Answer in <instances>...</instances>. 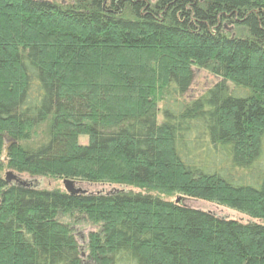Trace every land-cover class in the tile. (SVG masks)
Masks as SVG:
<instances>
[{
    "label": "trees",
    "instance_id": "1",
    "mask_svg": "<svg viewBox=\"0 0 264 264\" xmlns=\"http://www.w3.org/2000/svg\"><path fill=\"white\" fill-rule=\"evenodd\" d=\"M0 264H264V0H0Z\"/></svg>",
    "mask_w": 264,
    "mask_h": 264
},
{
    "label": "rangeland",
    "instance_id": "2",
    "mask_svg": "<svg viewBox=\"0 0 264 264\" xmlns=\"http://www.w3.org/2000/svg\"><path fill=\"white\" fill-rule=\"evenodd\" d=\"M219 82V79L215 76H213L211 73L204 69H194L193 70V82L190 87L189 92L187 93L188 97H197L210 87H212L214 84ZM79 142L81 144H85L87 142V138L85 136H81L79 139ZM10 142V144L7 146V144ZM13 140L7 139L6 141L3 140L2 144V159L6 160V154L8 152L9 146L13 143ZM7 147V148H6ZM11 172L14 175V178L10 179V182L17 183V182H23L24 184H28L30 186L35 184L37 187L47 188V189H53V188H63V180L65 179H54V178H30L25 174H17L10 170H5L1 172V175L5 178L6 173ZM30 180V182L28 181ZM9 182V183H10ZM75 187L80 188L82 192L84 193H90V192H97V191H108L110 189L118 188L120 186H109V185H103V184H88L81 181H76ZM173 200H175L173 198ZM182 204L186 206H190L197 209H202L205 211H209L219 217L227 218V219H235L242 222L247 221H256L254 219H251L245 214H242L240 212H237L235 210H232L230 208L220 206L211 202H206L202 200H195L192 198H183L181 201ZM64 221H67L64 219ZM70 221V220H69ZM76 238L79 241L80 244L85 242L87 233L93 230V228L84 221L78 220L77 223L74 225Z\"/></svg>",
    "mask_w": 264,
    "mask_h": 264
},
{
    "label": "water",
    "instance_id": "3",
    "mask_svg": "<svg viewBox=\"0 0 264 264\" xmlns=\"http://www.w3.org/2000/svg\"><path fill=\"white\" fill-rule=\"evenodd\" d=\"M9 144H10V142L7 144V146H8ZM6 148H7V147H6ZM12 178H14V176L12 175V173L7 172V173H6V176H5V181H6L7 183H9V182H10V179H12ZM20 183H23V182H20ZM63 188H64V190H65L67 193H70V194H77V193L82 192L80 188H76V187H75V183H74V182L69 181V180H63ZM181 201H182V198H180V197H177V198L175 199V202H176V203H179V204H180ZM181 204H182V203H181Z\"/></svg>",
    "mask_w": 264,
    "mask_h": 264
}]
</instances>
